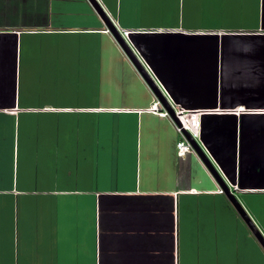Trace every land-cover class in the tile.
I'll list each match as a JSON object with an SVG mask.
<instances>
[{
    "label": "crops",
    "instance_id": "1",
    "mask_svg": "<svg viewBox=\"0 0 264 264\" xmlns=\"http://www.w3.org/2000/svg\"><path fill=\"white\" fill-rule=\"evenodd\" d=\"M99 2L264 235V0ZM156 101L89 0H0V264H264Z\"/></svg>",
    "mask_w": 264,
    "mask_h": 264
},
{
    "label": "water",
    "instance_id": "2",
    "mask_svg": "<svg viewBox=\"0 0 264 264\" xmlns=\"http://www.w3.org/2000/svg\"><path fill=\"white\" fill-rule=\"evenodd\" d=\"M89 2L92 4L96 12L101 17V19L104 21L109 32H111L112 36L115 38L117 44L120 46L123 52L127 55L130 61L133 63V65L135 66L139 74L142 76L144 81L147 83L149 88L152 90L156 98L160 101L163 108L169 112L172 120L179 122L177 116L175 115V110L172 107L170 99L168 98L166 92L164 91V89H162L159 86V84L156 82V80L153 78V76L149 72L148 68L143 64L142 60L138 56L136 48L134 47L133 41L131 39V33L128 39L123 37L119 28L115 25L113 19L109 16L107 11L103 8L99 0H89ZM184 133L188 137V139L192 142L195 152L198 154V157L201 160V162L206 166V168L211 173V175L217 180L222 190L225 192V194L227 195L229 200L232 202V204L234 205V207L236 208L240 216L244 219V221L249 226L254 236L257 238L259 243L264 248L263 233L261 232L257 224L254 222V220L251 218V216L248 214V212L246 211L244 206L241 204L237 196L230 189V186L228 182L226 181V179L218 171V169L214 165L209 155L205 152L203 147H201V145L197 141H195L188 132L184 131Z\"/></svg>",
    "mask_w": 264,
    "mask_h": 264
},
{
    "label": "built area",
    "instance_id": "3",
    "mask_svg": "<svg viewBox=\"0 0 264 264\" xmlns=\"http://www.w3.org/2000/svg\"><path fill=\"white\" fill-rule=\"evenodd\" d=\"M115 25L117 26L116 23ZM120 32L126 39L129 38V35L131 33V31L128 30H120ZM161 108L162 105L159 100L156 101L152 106V109L156 112L168 116L167 112ZM175 115L177 116L179 122L176 123L174 121V123L176 125L177 131L182 136L181 139L177 142V155L179 158H184L187 154L194 152L192 143L185 135L184 131L188 132L195 141L199 142L198 139H201V114L200 112L176 110ZM232 187L233 185L230 187L231 190ZM220 192L224 193L222 189L220 190Z\"/></svg>",
    "mask_w": 264,
    "mask_h": 264
},
{
    "label": "rangeland",
    "instance_id": "4",
    "mask_svg": "<svg viewBox=\"0 0 264 264\" xmlns=\"http://www.w3.org/2000/svg\"><path fill=\"white\" fill-rule=\"evenodd\" d=\"M120 47V46H119ZM165 91V90H164ZM166 92V91H165ZM171 102V105H172V107L174 108V110L176 111V110H184V111H191V110H187V109H185V108H183V107H180V106H177L174 102H172V101H170ZM162 108H163V106H162ZM163 110H165L166 112H167V114H168V116H169V118H167V119H165V121H163L162 122V128L163 129H165L166 131H170V132H173V133H171V135L173 134V138L175 137V141H179L180 139H181V134H179V132L177 131V128H176V125H175V123H174V121L175 120H172V118H171V116H170V114H169V112L166 110V109H164L163 108ZM192 112V111H191ZM193 112H196V111H193ZM203 113V112H202ZM200 114H201V112H200ZM200 118H201V116H200ZM176 122V121H175ZM177 123V122H176ZM144 137V135L142 136V138ZM199 140V144L201 145V147H203V149L205 150V152L207 153V151H206V149L204 148V146H202V142H201V139L199 138L198 139ZM191 142V141H190ZM192 143V142H191ZM144 144V143H143ZM176 146H177V143H176ZM192 147L194 148V146H193V144H192ZM194 152H195V149H194ZM196 153V152H195ZM197 154V153H196ZM208 154V153H207ZM193 154H191V156H192ZM198 155V154H197ZM209 155V154H208ZM190 157V156H189ZM209 157L211 158V156L209 155ZM192 159H195V160H197V158H196V156L195 155H193L192 156ZM211 160L213 161V163H214V165L216 166V168L218 169V171L221 173V175L223 176L224 174L222 173V171L220 170V168L219 167H217V164L215 163V161L211 158ZM196 166L195 165H193L192 164V168H193V171H194V174L195 173H197V171H196V168H195ZM202 177H205L204 175H202ZM224 177V176H223ZM229 184V183H228ZM230 185V184H229ZM251 203H253V202H251ZM252 209V211L255 213V216H257L258 214H261V211H260V209L258 208V206L256 205V204H254L253 205V208H251ZM262 209H264V208H262ZM261 209V210H262ZM260 211V212H259ZM264 211V210H263ZM257 213V214H256ZM263 214V213H262ZM259 217H260V215H259ZM256 219V218H255ZM258 219V218H257ZM258 221V220H257ZM260 221H263L264 222V214H263V218H262V220H260L259 219V222ZM239 224H242V223H239ZM242 226H245V225H242Z\"/></svg>",
    "mask_w": 264,
    "mask_h": 264
},
{
    "label": "clouds",
    "instance_id": "5",
    "mask_svg": "<svg viewBox=\"0 0 264 264\" xmlns=\"http://www.w3.org/2000/svg\"><path fill=\"white\" fill-rule=\"evenodd\" d=\"M229 186H230V185H229ZM230 187H231V186H230ZM221 189H222V188H221ZM232 191H233V190H232ZM224 193H225V192H224ZM224 193H223V194H224Z\"/></svg>",
    "mask_w": 264,
    "mask_h": 264
}]
</instances>
